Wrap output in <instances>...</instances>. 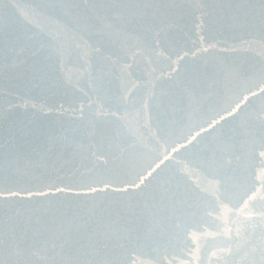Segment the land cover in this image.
<instances>
[{
    "label": "water",
    "instance_id": "1",
    "mask_svg": "<svg viewBox=\"0 0 264 264\" xmlns=\"http://www.w3.org/2000/svg\"><path fill=\"white\" fill-rule=\"evenodd\" d=\"M262 151L264 0H0V264H259Z\"/></svg>",
    "mask_w": 264,
    "mask_h": 264
},
{
    "label": "snow or ice",
    "instance_id": "2",
    "mask_svg": "<svg viewBox=\"0 0 264 264\" xmlns=\"http://www.w3.org/2000/svg\"><path fill=\"white\" fill-rule=\"evenodd\" d=\"M231 114V113H230ZM175 150V149H174ZM262 156H264V151H262L261 153H260ZM151 173H149V175H150ZM57 191H62V189H57ZM91 191H93V192H95V191H97V189L96 188H92L91 189ZM38 195H45V193H37ZM9 195L10 196H16V195H18V193H16V192H10L9 193ZM29 195L31 196L32 195V193H29ZM258 255H259V264H264V246H262L259 250H258Z\"/></svg>",
    "mask_w": 264,
    "mask_h": 264
}]
</instances>
